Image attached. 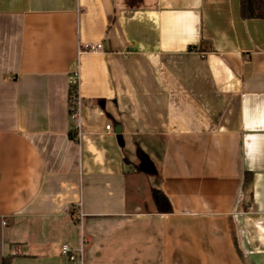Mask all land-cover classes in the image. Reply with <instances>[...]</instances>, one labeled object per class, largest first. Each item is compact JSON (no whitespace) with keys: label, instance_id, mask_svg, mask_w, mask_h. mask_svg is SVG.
<instances>
[{"label":"crops","instance_id":"crops-1","mask_svg":"<svg viewBox=\"0 0 264 264\" xmlns=\"http://www.w3.org/2000/svg\"><path fill=\"white\" fill-rule=\"evenodd\" d=\"M63 244L83 264H264V19L240 0H0V264H66Z\"/></svg>","mask_w":264,"mask_h":264},{"label":"built area","instance_id":"built-area-1","mask_svg":"<svg viewBox=\"0 0 264 264\" xmlns=\"http://www.w3.org/2000/svg\"><path fill=\"white\" fill-rule=\"evenodd\" d=\"M101 46L98 45H84L80 48V52H92L98 51ZM79 74L78 71L70 73L67 76L68 84V115L71 122V128L75 137L79 139L81 137V112L82 101L79 94ZM107 131L110 130L109 126H106ZM61 256L66 260V264H83L82 248L76 253L69 246L63 244L60 249Z\"/></svg>","mask_w":264,"mask_h":264},{"label":"trees","instance_id":"trees-1","mask_svg":"<svg viewBox=\"0 0 264 264\" xmlns=\"http://www.w3.org/2000/svg\"><path fill=\"white\" fill-rule=\"evenodd\" d=\"M240 16L242 19H264V0H240ZM249 180L250 177L246 174L244 183H248ZM150 195L157 213L172 212L171 203L162 191L151 188Z\"/></svg>","mask_w":264,"mask_h":264},{"label":"water","instance_id":"water-1","mask_svg":"<svg viewBox=\"0 0 264 264\" xmlns=\"http://www.w3.org/2000/svg\"><path fill=\"white\" fill-rule=\"evenodd\" d=\"M116 133L118 134L119 132L118 131H116ZM119 137V136H118Z\"/></svg>","mask_w":264,"mask_h":264}]
</instances>
